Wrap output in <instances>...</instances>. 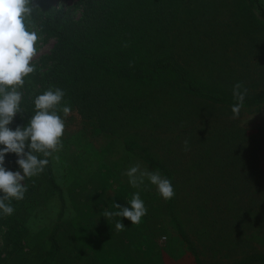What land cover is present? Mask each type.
<instances>
[{"label": "rangeland", "instance_id": "374dc122", "mask_svg": "<svg viewBox=\"0 0 264 264\" xmlns=\"http://www.w3.org/2000/svg\"><path fill=\"white\" fill-rule=\"evenodd\" d=\"M52 4L76 19L83 13L79 0ZM232 9L224 12L228 19L238 14ZM241 14L230 31L242 39V55L234 57L230 66L241 70L240 81L248 91L263 92L264 14L256 12L253 20ZM27 26L38 35L37 55L30 64L45 73L50 66L44 68L43 62L56 39L35 23L29 21ZM161 76L164 85L179 92L176 77ZM24 84L25 90L18 89L20 113L8 126L12 130L24 119V99L40 93L31 79ZM191 107L187 129L169 117L154 120L152 115L117 108L106 115L111 132L84 123L74 110L60 116L65 124L62 146L48 157L35 153L48 164L43 172L22 181L28 190L23 200H11V215L0 210V264H65L64 223L80 228L81 208L88 205L83 194L93 188V196L96 190L95 175L90 180V174L118 159L132 163L127 159L135 158L165 177L143 155L168 171L175 193L167 201L160 197L166 217L154 236L162 243L161 264H242L251 257H264V104L244 106L235 120L230 119L231 108L215 110L197 99ZM185 140L188 151L183 150ZM17 159L16 154H7L4 167L22 174Z\"/></svg>", "mask_w": 264, "mask_h": 264}, {"label": "trees", "instance_id": "16d2710c", "mask_svg": "<svg viewBox=\"0 0 264 264\" xmlns=\"http://www.w3.org/2000/svg\"><path fill=\"white\" fill-rule=\"evenodd\" d=\"M52 3L36 0L25 21L27 29L29 21L35 23L56 43L43 62L44 68H50L45 73L34 70L24 78L40 90L22 102L26 111L20 126L24 127L36 113L35 98L56 88L65 92L57 115L70 106L84 123L105 132L113 128L106 115L116 108L152 115L154 120L169 117L184 129L189 127L194 99L215 110L230 109L236 103L232 87L242 75L230 66L234 57L242 55L243 42L232 32L234 24L241 13L250 20L256 12L264 14L261 0H79L83 13L76 19ZM232 7L238 14L228 19L224 12ZM162 73L176 77L179 92L162 83ZM261 104L264 91H248L243 107ZM142 157L170 178L153 158ZM263 261L257 256L242 264Z\"/></svg>", "mask_w": 264, "mask_h": 264}, {"label": "clouds", "instance_id": "9594fccd", "mask_svg": "<svg viewBox=\"0 0 264 264\" xmlns=\"http://www.w3.org/2000/svg\"><path fill=\"white\" fill-rule=\"evenodd\" d=\"M35 7L33 0H0V145H3L0 149V210L4 215L14 212L11 200L24 199L28 189L22 181L43 172L48 164L47 159H39L34 153H42L44 157H48L58 151L62 146L61 137L65 129L64 120L56 112L65 95L60 88L49 89L35 98L36 113L27 127L17 126L15 130L8 127L16 114L20 113L22 93L18 89L23 87L24 78L35 70L30 62L37 55L35 45L38 35L34 30L29 31L25 24ZM247 94L248 89L242 82L233 85L232 96L236 103L231 106L230 119L239 117ZM62 111L67 117L71 108L65 106ZM29 141V151L26 152V142ZM183 150H189L187 140L183 142ZM9 153L18 157L16 164L22 174L21 171L13 173L5 169V156ZM124 175L133 187H139L147 180L166 201L175 195L171 180L162 176L159 170L142 168L137 163ZM129 205L130 208L114 204L113 207L118 211L105 209L102 216L107 220L113 216L121 217L131 224H138L147 213L138 192L133 195ZM115 228L122 230L125 226L118 221Z\"/></svg>", "mask_w": 264, "mask_h": 264}, {"label": "crops", "instance_id": "0c3cea01", "mask_svg": "<svg viewBox=\"0 0 264 264\" xmlns=\"http://www.w3.org/2000/svg\"><path fill=\"white\" fill-rule=\"evenodd\" d=\"M127 160L132 163L118 159L115 163L111 162V166L90 174V180L95 175L96 190L93 197L90 194L87 197V207L81 208L83 215L80 228L70 226L69 221L64 223L65 264H161L162 243L159 244V238L155 239L154 234L156 226L162 219L165 220L163 216L166 217V209L160 205V196L155 186L145 180L139 187H133L124 175L137 163L142 168L150 170V167L135 158ZM109 174L112 180L107 179ZM137 192L147 210L138 224H131L121 217L113 216L107 220L102 216L105 209L118 211L113 207L114 204L130 208V201ZM82 198L87 199L84 194ZM118 221L125 228L117 230L115 224Z\"/></svg>", "mask_w": 264, "mask_h": 264}, {"label": "built area", "instance_id": "2783aa9c", "mask_svg": "<svg viewBox=\"0 0 264 264\" xmlns=\"http://www.w3.org/2000/svg\"><path fill=\"white\" fill-rule=\"evenodd\" d=\"M165 240H166V238H165V237H163V238H162V241H165Z\"/></svg>", "mask_w": 264, "mask_h": 264}]
</instances>
